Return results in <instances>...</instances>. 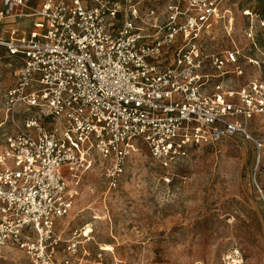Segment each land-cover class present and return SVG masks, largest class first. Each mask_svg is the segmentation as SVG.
Wrapping results in <instances>:
<instances>
[{"label":"built area","instance_id":"2783aa9c","mask_svg":"<svg viewBox=\"0 0 264 264\" xmlns=\"http://www.w3.org/2000/svg\"><path fill=\"white\" fill-rule=\"evenodd\" d=\"M34 1L0 0V64L13 80L4 111L15 126L0 151V246L31 264H98L81 253L80 233L57 230L81 173L99 160L115 190L138 142L170 169L189 146L250 137L264 79L241 82L236 48L205 51L224 0ZM19 20L27 29H4ZM221 264H244L242 250L228 248Z\"/></svg>","mask_w":264,"mask_h":264},{"label":"rangeland","instance_id":"374dc122","mask_svg":"<svg viewBox=\"0 0 264 264\" xmlns=\"http://www.w3.org/2000/svg\"><path fill=\"white\" fill-rule=\"evenodd\" d=\"M222 11L204 33L205 51L236 48L241 82L264 79V0H224ZM12 83L2 62L0 151L15 130L3 102ZM25 114L18 112L15 122L22 124ZM247 131L250 137L235 133L189 146L170 169L138 142L115 190L107 188L96 160L81 173L72 209L57 230L65 238L80 233L81 253L98 264H221L232 246L242 250L244 264H264V117L248 120ZM58 172L69 179L66 168ZM0 264L31 263L20 249L0 246Z\"/></svg>","mask_w":264,"mask_h":264},{"label":"crops","instance_id":"0c3cea01","mask_svg":"<svg viewBox=\"0 0 264 264\" xmlns=\"http://www.w3.org/2000/svg\"><path fill=\"white\" fill-rule=\"evenodd\" d=\"M34 1V0H33ZM35 2V1H34ZM26 22L25 21H22V20H19L17 21L16 23H11V24H6L4 26V29L7 31L8 29H11V28H19V29H23V28H26L28 27V24H25Z\"/></svg>","mask_w":264,"mask_h":264},{"label":"bare ground","instance_id":"6f19581e","mask_svg":"<svg viewBox=\"0 0 264 264\" xmlns=\"http://www.w3.org/2000/svg\"><path fill=\"white\" fill-rule=\"evenodd\" d=\"M90 230H91V229H87L86 231L89 232ZM85 234H87V233H85Z\"/></svg>","mask_w":264,"mask_h":264}]
</instances>
